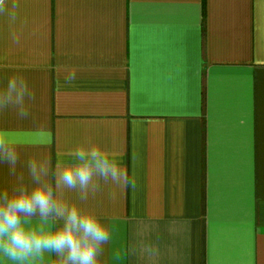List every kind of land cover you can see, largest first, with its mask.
<instances>
[{
    "label": "crops",
    "instance_id": "1",
    "mask_svg": "<svg viewBox=\"0 0 264 264\" xmlns=\"http://www.w3.org/2000/svg\"><path fill=\"white\" fill-rule=\"evenodd\" d=\"M20 3L14 24L0 16V79L22 72L37 100L0 129L29 189L31 156L67 161L90 137L138 179L132 190L101 181L84 202L66 193L114 225L102 264H264V0ZM15 184L0 163V191Z\"/></svg>",
    "mask_w": 264,
    "mask_h": 264
},
{
    "label": "clouds",
    "instance_id": "2",
    "mask_svg": "<svg viewBox=\"0 0 264 264\" xmlns=\"http://www.w3.org/2000/svg\"><path fill=\"white\" fill-rule=\"evenodd\" d=\"M20 7V0H12L11 9L6 0H0V16L14 24ZM10 39L18 45L21 36L12 32ZM59 75L68 86L77 79L71 68L62 69ZM36 100V91L22 72L0 79V116L11 113L18 120H27ZM18 145L9 131L0 129V163H7L10 175L16 177L11 192L0 191V264H47L46 254L51 257L53 253L51 264H102L104 245L110 243L114 225L103 223L100 214L82 208L66 193H77L84 202L101 191V181L117 189H135L134 167L122 164L123 153L109 151L85 137L68 150L70 160L57 158L53 165L49 157L31 156L26 167L34 187L29 189L24 173H17ZM115 195L113 192V198ZM58 221L62 224L55 227ZM141 253L151 261L159 256V249L147 244Z\"/></svg>",
    "mask_w": 264,
    "mask_h": 264
}]
</instances>
